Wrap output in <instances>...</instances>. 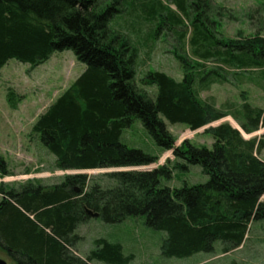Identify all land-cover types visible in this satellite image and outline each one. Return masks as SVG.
I'll use <instances>...</instances> for the list:
<instances>
[{
	"label": "trees",
	"instance_id": "1",
	"mask_svg": "<svg viewBox=\"0 0 264 264\" xmlns=\"http://www.w3.org/2000/svg\"><path fill=\"white\" fill-rule=\"evenodd\" d=\"M124 2L139 5L145 20L165 16L156 0H112L111 4L105 0H0V69L11 59L33 68L65 50L85 66L31 127V134L54 155L58 170L156 163L159 156L121 141L123 131L135 120L162 152L172 150L176 160L151 171L107 173L116 182L108 188L90 183L81 173L64 175L60 183L48 187L38 180L8 190L0 186V249L12 264L131 262L132 254L125 255L119 243L104 238L94 240V248L84 258L76 255L75 231L90 218L85 209L98 213L106 224L143 217L146 226L166 234L160 245L162 256L179 259L210 253L216 241L224 245V252L238 248L251 225L264 220V162L259 158L264 141L243 136L264 127V110L244 102L227 112L199 97L224 79L226 68L258 70L264 76V37L256 33L223 39L216 28H210L216 23L208 19L209 0H172L190 22L187 38L188 31L181 32L180 16L171 11L165 16L182 42L181 52L174 56L183 77L176 81L163 72L146 73L142 83L156 88L151 98L135 84L137 49L110 27L113 16L121 12L116 5ZM148 2L150 8L145 6ZM210 62L215 65L208 66ZM7 102L16 108L17 96L11 91ZM227 115L238 128L228 122L207 127ZM166 123L191 131L206 127L204 133L213 140L211 148L188 141L175 147ZM195 165L207 176L206 182L183 181L179 188L161 184L170 181L176 170L188 171ZM0 174H7L1 157Z\"/></svg>",
	"mask_w": 264,
	"mask_h": 264
},
{
	"label": "rangeland",
	"instance_id": "2",
	"mask_svg": "<svg viewBox=\"0 0 264 264\" xmlns=\"http://www.w3.org/2000/svg\"><path fill=\"white\" fill-rule=\"evenodd\" d=\"M156 1L165 16L169 11L180 16L181 32L187 30L188 38L190 22L183 17L185 14L177 11L172 0ZM209 2L211 9L208 11V19L216 23L215 26L210 24V28H216L219 37L233 39L239 35L251 36L256 33L264 37V0ZM111 3L112 0H105V4ZM150 3L145 6L150 8ZM116 7L120 8L121 12L113 16L110 27L116 30L121 39L137 49L135 84L154 98L155 86L142 83L146 73L163 72L176 81L183 77V70L174 56L176 51L181 52L182 47V42L177 39V28H173V24L171 25L165 16L145 20L139 5L132 6L124 2L121 7ZM183 48L186 56L191 58L188 46L183 44ZM207 64L215 65L211 62ZM84 68V64L75 59L72 51L65 50L54 53L46 62L33 68L11 59L0 69V157L5 161L7 168V174H0V186L3 189L17 188L20 184L37 180L48 187L60 183L64 175L74 174L75 171L72 170L57 169L54 155L31 134V127L37 117L76 80ZM223 71L227 73L223 74L224 79L220 83L212 84L207 90L200 92L199 97L203 101L227 112H233L244 102L264 110V76L261 71H237L228 68ZM10 91L17 96L15 109H11L7 102ZM221 122H228L238 128L230 115L207 127L216 126ZM166 127L175 139V147L188 141L197 147L211 148L213 140L210 135L204 133L206 127L198 131H191L181 124L166 123ZM243 136L245 139L256 137L264 141V127ZM121 141L129 148L159 156L157 162L152 164L154 166L165 163L172 165L176 161L172 150L162 152L155 145L139 120H135L130 128L123 131ZM259 158L264 162V149ZM111 171L116 169L83 171L82 174L90 179V183L108 188L116 185L115 180L106 177ZM206 180L207 176L202 173L201 167L195 165L189 166L188 171L176 170L170 181L162 180L161 184L179 188L183 181L187 184H199ZM75 234L78 236V242L74 248L81 258L94 248V240L104 238L109 242L119 243L125 255H133V260L128 264H264V220L251 225L246 240L238 248L224 252V245L216 241L212 252H201L182 259L162 256L160 245L166 234L146 226L143 217H130L117 224H106L98 217H90L77 227ZM0 259L7 264L13 263L1 249Z\"/></svg>",
	"mask_w": 264,
	"mask_h": 264
},
{
	"label": "water",
	"instance_id": "3",
	"mask_svg": "<svg viewBox=\"0 0 264 264\" xmlns=\"http://www.w3.org/2000/svg\"><path fill=\"white\" fill-rule=\"evenodd\" d=\"M158 165H146V166H138V167H120V168H111V169H116V171H111V172H121V171H151L155 168H157ZM83 171H75L74 174L81 173ZM69 174V173H68ZM86 214L91 217V218H96L98 217V213H94L89 209H85ZM0 264H7L4 260L0 259Z\"/></svg>",
	"mask_w": 264,
	"mask_h": 264
},
{
	"label": "crops",
	"instance_id": "4",
	"mask_svg": "<svg viewBox=\"0 0 264 264\" xmlns=\"http://www.w3.org/2000/svg\"><path fill=\"white\" fill-rule=\"evenodd\" d=\"M83 70H84V69H83ZM82 72H83V71H82ZM82 72H81V73H82ZM81 73H80V74H81ZM76 255L78 256L77 252H76Z\"/></svg>",
	"mask_w": 264,
	"mask_h": 264
}]
</instances>
